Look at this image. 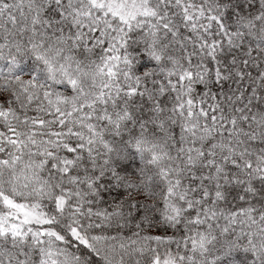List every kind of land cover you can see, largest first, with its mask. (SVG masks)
<instances>
[{
    "label": "snow or ice",
    "instance_id": "obj_1",
    "mask_svg": "<svg viewBox=\"0 0 264 264\" xmlns=\"http://www.w3.org/2000/svg\"><path fill=\"white\" fill-rule=\"evenodd\" d=\"M0 264H264V0H0Z\"/></svg>",
    "mask_w": 264,
    "mask_h": 264
}]
</instances>
